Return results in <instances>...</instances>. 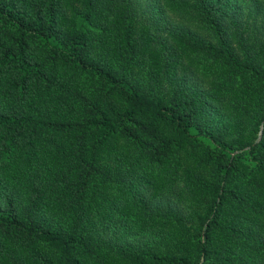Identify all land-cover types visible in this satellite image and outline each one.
Listing matches in <instances>:
<instances>
[{"label":"trees","instance_id":"1","mask_svg":"<svg viewBox=\"0 0 264 264\" xmlns=\"http://www.w3.org/2000/svg\"><path fill=\"white\" fill-rule=\"evenodd\" d=\"M0 264H264V0H0Z\"/></svg>","mask_w":264,"mask_h":264},{"label":"rangeland","instance_id":"2","mask_svg":"<svg viewBox=\"0 0 264 264\" xmlns=\"http://www.w3.org/2000/svg\"><path fill=\"white\" fill-rule=\"evenodd\" d=\"M234 5L242 6L244 4V0H232Z\"/></svg>","mask_w":264,"mask_h":264}]
</instances>
